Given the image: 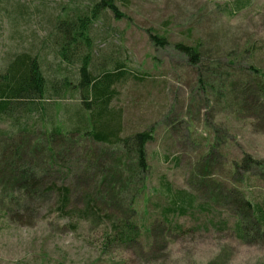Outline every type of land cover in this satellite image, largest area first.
<instances>
[{
	"label": "rangeland",
	"instance_id": "obj_1",
	"mask_svg": "<svg viewBox=\"0 0 264 264\" xmlns=\"http://www.w3.org/2000/svg\"><path fill=\"white\" fill-rule=\"evenodd\" d=\"M95 1L0 0V73L29 52L56 86L0 119V264H264V228H239L242 199L264 210V96L248 69L264 73V0H113L123 17L93 24L92 72L126 69L110 89L120 138L152 132L143 172L82 131L79 97L61 90L78 65L51 24ZM54 127L68 134L51 139ZM14 163L35 172L34 195Z\"/></svg>",
	"mask_w": 264,
	"mask_h": 264
},
{
	"label": "trees",
	"instance_id": "obj_2",
	"mask_svg": "<svg viewBox=\"0 0 264 264\" xmlns=\"http://www.w3.org/2000/svg\"><path fill=\"white\" fill-rule=\"evenodd\" d=\"M237 2L239 1H236V4ZM241 8V6H237L235 10ZM84 9L85 11L70 12L64 18L57 16L51 24V32L55 44L58 46V55L61 61L68 65H78L74 83L66 80L61 90L79 97L78 107L82 114L78 119L82 123V131H86V134L90 135L95 142L118 145L124 154V159H127V156L128 159L132 158V165L135 170L143 172L146 169L145 146L153 139L152 132H142L120 138L119 115L109 111V104L112 99L111 86L117 79L126 75L125 67L123 64L117 63L114 69H103L96 75L91 70L93 61L91 29L93 24L108 11L114 15L115 19H121L123 16L118 12L113 0H97L89 3ZM150 38L156 47L162 48L167 43L164 38L157 35H151ZM176 48L188 58L191 65L197 66L199 64L200 53L197 48L184 45H177ZM248 69L257 80L254 86L256 92L258 95L264 96V73L253 67ZM55 87L46 78L39 61L33 58L29 52L16 55L7 71L0 73V119L5 117L14 104L18 102L44 101L48 92ZM64 133L68 134V131L54 127L47 135L53 139L63 136ZM17 152L18 149L14 150V155L17 156ZM12 165L13 183L21 187L20 190H22L24 197L34 195L39 181L35 172L34 176L30 175L26 169L19 172L16 170V163ZM129 173L132 174L131 171ZM115 175L114 169L113 174H109L108 179L112 180ZM62 191L64 193L63 202H65L67 190L62 189ZM180 195L186 199H180V206L177 207L178 211L183 213L184 209L189 208L190 200L185 194L181 193ZM183 203L186 205L184 208L182 207ZM239 204L241 212L239 214V228L242 239H245L248 235L245 227L247 221L251 223L253 221L257 228H264V210L257 205H252L245 199H242ZM127 228L129 229L124 231L123 235L129 240L134 237L131 233L134 232L135 227L132 225Z\"/></svg>",
	"mask_w": 264,
	"mask_h": 264
}]
</instances>
